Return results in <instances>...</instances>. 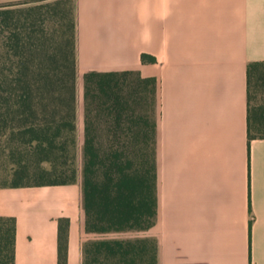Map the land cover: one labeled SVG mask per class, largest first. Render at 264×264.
<instances>
[{
  "label": "crops",
  "instance_id": "obj_1",
  "mask_svg": "<svg viewBox=\"0 0 264 264\" xmlns=\"http://www.w3.org/2000/svg\"><path fill=\"white\" fill-rule=\"evenodd\" d=\"M76 76L155 81L156 264H264V134L248 136L247 65L264 63V0H74ZM149 58L142 62L141 57ZM81 123V134L78 127ZM84 111L76 109L82 145ZM79 134V135H78ZM14 264H81L79 182L0 186Z\"/></svg>",
  "mask_w": 264,
  "mask_h": 264
},
{
  "label": "trees",
  "instance_id": "obj_2",
  "mask_svg": "<svg viewBox=\"0 0 264 264\" xmlns=\"http://www.w3.org/2000/svg\"><path fill=\"white\" fill-rule=\"evenodd\" d=\"M40 9L0 6V139L11 150L33 154L41 179L11 186L79 182L86 234L145 232L156 215L155 81L135 71L83 75L78 181L76 19L70 20L68 32L63 26L46 31L37 26ZM253 89L264 96V63L247 65L249 138L264 129V102L250 105ZM102 134L106 137L100 140ZM66 223L59 222L58 264H66ZM14 240V219L0 218V264H14ZM81 264H156L155 243L140 237L87 240L81 245Z\"/></svg>",
  "mask_w": 264,
  "mask_h": 264
},
{
  "label": "rangeland",
  "instance_id": "obj_3",
  "mask_svg": "<svg viewBox=\"0 0 264 264\" xmlns=\"http://www.w3.org/2000/svg\"><path fill=\"white\" fill-rule=\"evenodd\" d=\"M12 5L16 9H25L36 7L39 5L41 9L38 11L37 26H43L45 30L50 31L54 29L59 30V26H63L68 32L67 25L75 17L74 0H0V6ZM45 5H50L47 8ZM264 102V96L259 90H251V106L259 105ZM83 105V84L82 78L76 76V109L79 115H82ZM81 123L78 127V133L81 134ZM78 134V135H79ZM253 134H264V129L261 131H253ZM106 135H99L100 140L104 139ZM81 139V138H80ZM77 141L76 161L75 168L77 170L76 178L78 181L81 179V143ZM22 165H26L25 171L20 168ZM44 169H48V165L42 166ZM21 170V171H20ZM35 157L33 154L23 153L20 151L11 150V145L6 142L4 138L0 139V186L11 185L14 183L31 184L40 181V177L35 171ZM49 176H44V179H48ZM142 233H116L106 236L90 235L88 240L96 239H133L141 237Z\"/></svg>",
  "mask_w": 264,
  "mask_h": 264
}]
</instances>
